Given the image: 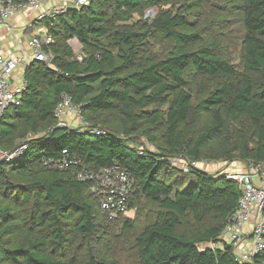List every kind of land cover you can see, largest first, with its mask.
<instances>
[{"label": "trees", "instance_id": "16d2710c", "mask_svg": "<svg viewBox=\"0 0 264 264\" xmlns=\"http://www.w3.org/2000/svg\"><path fill=\"white\" fill-rule=\"evenodd\" d=\"M214 3L230 8L242 28L240 70L195 31V16ZM149 8L157 10L150 22L135 20ZM44 24L53 67L27 66L20 104L0 118V149L25 145L0 162V264H113L94 256L90 244L109 225L130 230L132 222H109L85 183L43 166L64 150L94 171L119 165L133 196L158 208L133 241L138 264H238L232 247L218 244L237 208L236 183L192 166L175 169L164 158L183 154L198 162L218 141L230 160L264 162V0H90ZM154 33L174 44L163 58L150 52ZM66 39L78 41L80 59ZM205 81L213 83L206 91ZM62 96L79 106L89 128L56 126L53 110ZM164 105L165 112L156 109ZM194 116L205 118L204 126L187 136ZM138 137L157 151L132 148L128 139ZM188 215L211 225L180 234ZM251 264H264V252Z\"/></svg>", "mask_w": 264, "mask_h": 264}, {"label": "built area", "instance_id": "2783aa9c", "mask_svg": "<svg viewBox=\"0 0 264 264\" xmlns=\"http://www.w3.org/2000/svg\"><path fill=\"white\" fill-rule=\"evenodd\" d=\"M89 2L90 0H27L25 3H16L13 0H0V27L11 31L9 21L19 13L32 14L33 23L51 22L68 10H78ZM29 25L30 23L27 26ZM52 43V38L45 31L43 34L36 33L31 36L27 43V51L22 50L15 56L3 57L0 46V118L9 107L20 104L26 87L24 77L19 76L15 79V72L24 70L34 61L51 68L50 55L44 47ZM78 46L80 47L79 43ZM53 116L57 127L73 128L74 125L75 128L90 127L81 117L79 106L67 96H62L57 103ZM95 132L103 133L99 129ZM35 137L29 135L28 139ZM24 147L23 142L21 147L11 152L0 149V162L12 160ZM42 164L54 171L70 172L75 180L85 183L109 222L132 210L130 204L132 180L119 165L94 171L85 167L78 158L66 150L57 158L44 159ZM240 165L244 166L241 172L230 171L225 174L238 186L240 197L236 210L218 237V244L230 245L238 264H251L258 254L264 252V162L257 164L241 162ZM190 166L194 167L195 162ZM183 171L188 172V169Z\"/></svg>", "mask_w": 264, "mask_h": 264}, {"label": "rangeland", "instance_id": "374dc122", "mask_svg": "<svg viewBox=\"0 0 264 264\" xmlns=\"http://www.w3.org/2000/svg\"><path fill=\"white\" fill-rule=\"evenodd\" d=\"M156 14V9L149 8L144 12L141 19L138 15H134V18L136 21L147 20L150 22ZM195 18L197 19L195 31L199 30L203 36V40L206 42L218 43V49L223 59L233 65L235 69L240 70L242 66V28L233 11L222 4H208L203 7L200 14L196 15ZM27 32H30V30H27ZM28 38V36H24L25 40ZM153 38L150 45V52L156 58H163L168 52L173 50V42L165 40L159 33H154ZM76 41L75 39H66V44L73 53L72 58L83 56V51ZM51 59L52 58L49 56L50 65ZM203 86L206 91L208 87H213V83L205 81V84L203 82ZM191 88L194 94L198 96L201 95L199 87L192 85ZM156 109L165 112L167 106H157ZM147 110L151 111L152 108H148ZM204 122L205 118L194 116L187 128V136L197 135L204 126ZM75 127L76 126L73 128ZM154 134L155 133H152V135ZM128 140L131 141L130 146L136 150L157 151V144L148 142L143 137H138L136 139L131 138ZM22 144L23 142H20L17 148L21 147ZM182 155L183 154H177L176 156L165 157L164 159L172 165L173 168L183 171L188 169L192 161L187 160L182 157ZM240 163L241 161L237 159L230 160L226 157L224 153H222L221 142L216 141L203 150L202 158L200 161L195 162L194 168L212 175H225L230 171L241 172L244 166L240 165ZM130 204L132 210L124 215L123 218L132 222V228L126 230L121 226V223L118 222L109 225L107 235H103L100 239L90 244L92 254L94 256L98 255L96 256L97 258L110 259L113 264H138L133 241L146 225L154 221L158 213V208L149 202L135 198L133 196V189L131 190ZM187 221V223L181 225L178 229L180 234L186 236L203 231L211 225V220H206L203 224L197 225L189 215L187 216ZM80 244L82 249L86 247L85 243L82 244L80 242Z\"/></svg>", "mask_w": 264, "mask_h": 264}, {"label": "crops", "instance_id": "0c3cea01", "mask_svg": "<svg viewBox=\"0 0 264 264\" xmlns=\"http://www.w3.org/2000/svg\"><path fill=\"white\" fill-rule=\"evenodd\" d=\"M29 23L30 25L27 26ZM9 27L12 29L11 31L0 27V46L3 57L18 55L22 50L27 51V43L30 37L36 33L43 34L46 31L44 23H33V15L27 13L15 15L9 21ZM27 30H30V32H27ZM24 36L29 38L25 40ZM24 71L25 69L17 70L14 75L15 79H18L19 76L24 77Z\"/></svg>", "mask_w": 264, "mask_h": 264}, {"label": "water", "instance_id": "95a60500", "mask_svg": "<svg viewBox=\"0 0 264 264\" xmlns=\"http://www.w3.org/2000/svg\"><path fill=\"white\" fill-rule=\"evenodd\" d=\"M33 63H36V62L34 61ZM33 63H32V64H33Z\"/></svg>", "mask_w": 264, "mask_h": 264}]
</instances>
